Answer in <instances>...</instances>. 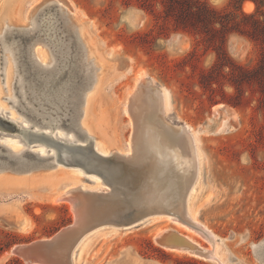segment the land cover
I'll list each match as a JSON object with an SVG mask.
<instances>
[{"label":"rangeland","instance_id":"rangeland-1","mask_svg":"<svg viewBox=\"0 0 264 264\" xmlns=\"http://www.w3.org/2000/svg\"><path fill=\"white\" fill-rule=\"evenodd\" d=\"M162 1L0 0V109H5L2 113L7 117L11 113L18 117L15 110L19 103H23V107H38L28 93L29 81L33 82V77L31 69L24 70L22 66L28 67L23 50L28 48L38 61L35 51L37 45H44L41 39L46 36L47 20L52 18V23L56 21L57 43H61L57 50L69 51L66 55H71V59L62 73L47 78L48 84H54L53 88L70 81L84 84L80 90V87L73 89V95L67 90L69 103L64 108L73 131L90 138L80 122L86 94L99 84L89 93L92 97L87 125L92 135L106 151L115 149L121 155H125L126 141L130 136L141 139L131 140L134 157L117 155L120 160H127L128 177L132 176L134 180L139 176L127 196L128 202L123 207L120 204L122 210L117 205L115 210L105 207L104 211L119 218V215L131 216L162 209L171 205L173 194L182 196L188 186L189 176L185 174L178 179L176 165H169V157L175 152L173 145L161 136V147L153 150L154 157L149 156L145 141L153 129L148 130L149 124L141 113L134 116L132 112L128 115L122 112L127 94L133 90L136 80L143 77L148 83L151 79L155 88L168 93L170 109L165 115L166 121L173 126H188L197 135L200 156L189 200L197 221L218 241L222 264H264V97L252 83H243L238 93L230 81L228 68L230 63L244 69L253 68L258 47L241 35L227 34L223 44L227 67L215 79L209 74L216 60L215 52L200 44L198 39L201 38L196 33L181 30L171 19H166ZM204 1L220 12L235 11L230 0ZM246 1L252 4V10H244ZM246 1L239 9L251 14L255 5ZM68 5L72 12L67 9ZM37 23L41 28L35 33ZM54 34L52 30L51 36ZM43 48L44 59L50 61V51L46 53L47 49ZM56 53L57 65L62 66V57ZM36 60L35 64L39 66ZM9 63L12 77L6 81ZM57 65L45 71L55 74L54 71L61 67ZM22 76L25 79L22 80ZM140 84L142 82L137 87ZM130 116L142 120L137 123L134 120L133 125ZM86 141H90L95 149L94 138ZM75 142L78 144V140ZM160 151L164 156H158ZM23 157L37 164L33 155ZM0 163L8 167L15 165L2 155ZM144 167L146 174L140 172ZM0 169L3 171L0 173V264H25L11 254L13 246L49 238L71 224L70 205L53 202L62 182L81 179L82 184L90 188L98 183L91 182L90 178L96 180L94 176L89 177L88 183L82 173L77 172L79 169L57 167L44 175L40 174V168L21 171L28 173L11 172L2 166ZM115 171V168L111 170ZM103 188L108 191L107 187ZM173 212L181 217L179 206ZM155 218L144 219L123 229L100 226L86 232L83 236L89 239L80 253V264H109L126 257L133 264H137L135 258L159 264H218L156 245L153 239L157 235L173 230L189 238L187 240L191 239L199 248H211L195 229L180 223L177 225L166 217ZM25 221L30 225L27 230L20 227Z\"/></svg>","mask_w":264,"mask_h":264},{"label":"bare ground","instance_id":"bare-ground-1","mask_svg":"<svg viewBox=\"0 0 264 264\" xmlns=\"http://www.w3.org/2000/svg\"><path fill=\"white\" fill-rule=\"evenodd\" d=\"M66 7L70 12H72V9L69 7V5ZM243 8H244V10L249 11L252 8V4L250 2L246 1L243 3ZM8 17L9 16L6 17V20H9ZM52 20H53L52 18H50L49 21L47 20V26L44 29V34H46V36L43 39H41L45 43H43L44 45H41V47L37 45L35 52L37 54L38 61L35 59V57H34V59L37 61L39 66H41V68H44V70H47V71L52 70L57 65V61L55 60L56 57L54 56V53L57 52L56 53L57 56L60 55V58L62 57V59H61L62 60V63H61L62 66L57 65V66H61V67H60V69H57L56 71H54V73L58 75V72L64 70L67 67V65H69L71 55H66V54H69L68 53L69 51H67V50L64 51L65 53L63 51H61L63 48L62 49L59 48L58 50L56 49V44H58L57 43L58 38L56 37L57 31L54 28V23L56 21L55 22L53 21L54 23H52ZM1 21L2 20L0 18V23H1ZM37 25H38V28L34 30L35 33H37V31L41 28L40 27L41 24L37 23ZM0 28H1V26H0ZM46 30L48 31V33L46 32ZM52 30L55 34L51 36ZM26 32H28V30ZM59 45L61 46L60 42H59ZM43 47H45L47 49L46 53H48V51H50L49 52L50 61H46L44 59V54H43L44 48ZM11 77H12V72H11V66L9 63V64H7V68H6V81L10 80ZM48 78H50V77H48ZM98 82L99 83L101 82V78H99ZM139 82H142V84H140V87H137ZM29 83H30L29 91L33 95H36V94L38 95L37 98L35 100L33 99V101H32L33 103L37 102L38 104L37 103L36 104L38 105V107L35 108L34 105H31V106L27 105V108H24L25 106L24 107L22 106L23 103H19L18 106L14 105V106H16V110L15 109L14 110L17 112L18 117L15 116L14 113H11L10 117H7V115H4V113H2L4 108L0 109V112L3 114V115L0 114V116H3L5 118H7L8 120H10L11 122H13L16 125V130L18 129V131H14V132L11 131L8 133L4 130H0V146L5 148L10 154L19 155L25 149L34 151L38 155H49L48 153H54L55 151L52 147L47 146L45 143H43L40 140H35L36 135H42L43 134V135H48L50 137H53L57 140L65 141L67 143H76L75 141L78 140V143L85 144L86 142H88L86 140L94 138V141H95V142H93L94 147L99 152V154H101V155L110 156V157L115 156V155H120V156L125 157V158H130L131 156L134 157V155H133L134 147H133V142L131 141L132 140L131 136H130L131 138L129 137V139L126 141V145H125L126 151L124 153L125 155H121V152L118 150L116 151L115 149H109L108 151H106L104 149L103 144L101 142H99L98 140H96V138L92 135V133H91V131L87 125L89 122V101L92 97V94L89 95V93H91V91H94V89H96L99 86V84H97V86H94L91 88V90L87 93L88 96L86 94L87 100L85 103L83 116H82V119L80 122V126L90 136V138L86 139V135L84 138V135L79 136L80 134L75 133V131H73V129L70 126V122H68L67 113L65 111L66 108H64V107H66V104L69 103L67 100V97H69L67 94L68 91H71V94H72V90L68 89L69 85L68 86L67 85H65V86L61 85L58 88L51 87L48 90L46 89V90L39 91V89L34 85V84H37L34 80H33V82L29 81ZM61 87H63V88H61ZM79 90H80V88H79ZM28 93H27V95H28ZM135 95H138L139 97L136 98L137 96L135 97ZM71 97L72 96H70V98ZM76 97H78V96H76ZM71 99H73V98H71ZM76 99L78 100V98H76ZM72 103H73V101H72ZM73 106H75V104H73ZM68 108H70V107H68ZM169 109H170V99H169L168 93L164 89L155 88L152 84L151 79L148 80V83L144 82L143 77L136 80V84H135L133 90H131L127 94L126 101H125L123 109H122V112L124 114H127V115L129 114V112H132L134 116L138 115V113H141L143 118H145L147 124H149L151 126V127H149V125L147 126L149 128L148 130H151L150 128L153 129V130H151L152 132L148 133V135L146 136V141H145V139L143 140V142L145 141V147H148V150L146 151V152H148V155L154 157V155H153L154 151L153 150L156 147H161L160 141H163V140H161L160 138H161V136H163L167 141L170 142L171 145H173L175 152H174L173 157H169V162H170L169 165H172L173 163L176 165V168L178 170V171H176L177 178L182 177V175H185V174H187L189 176L190 181L188 180V186L185 189L184 194L182 196H179L176 193L175 194L172 193L173 196H172V201L170 202L171 205L168 207L162 208V209H158V210L165 211L167 214L156 215L155 219H157V218L160 219L162 217H166V219H168L169 221H172L176 224L178 223L177 225H179V223H180V225H187L188 227L195 229V232L200 234L204 239H206L211 246V248L206 250L209 253V258H210L209 260L215 261L218 264H222L224 261L218 253V246H219L218 241H216L215 236L211 233L210 230L206 229V227L204 225H202L200 222L197 221L196 214L193 212L192 205L190 204V200H189L191 191L193 189V182H194L195 175H196V172L198 169L199 156H200V152H199V148H198L197 135L195 132H191L190 128L188 126H179L178 127L176 125L173 126L172 124L167 122L165 119V115L169 111ZM38 112H41V113H38ZM67 112H70V110L69 111L67 110ZM69 114H72V113L70 112ZM73 120H74V118H73ZM133 120H136V123H137L139 120H142V118L139 119L136 117V118H133ZM73 126H75V125H73ZM133 133H134V131H133ZM138 134H140V131L138 132ZM32 137L35 139H32ZM139 138L140 137H138V139ZM134 139L136 140L137 137ZM134 139H133V141H135ZM139 140H141V139H139ZM113 151H116L117 153H113ZM161 151L159 152L158 156H164ZM136 152H138V151H136ZM158 156H155V157H158ZM150 161L148 162V164L152 162V161L151 162ZM146 166H147V164H146ZM56 168L57 167H55V168L54 167L53 168H43V171H41L40 169H42V168H40L38 170L40 171L41 175H44L50 171H54ZM1 170L2 169H0V173L3 172ZM144 170H145V167L143 169H140V172H143V173L145 172V174H146V171H144ZM78 171L80 173H82L81 170H77V172ZM19 172L20 173H28V172H21V171H19ZM82 175H83V173H82ZM95 178H96V180L93 178H90L91 182H96V183L98 182L92 188H90V186L89 187L86 185L84 186L82 184L81 179L76 180V181H70V182H62L60 184V190H58L55 193V196L53 197L54 198L53 202L54 203L61 202V198H60V197H62L61 195H64V193L66 191H68L70 188L72 189L73 187H79L81 191L106 192V190H104V188H103L105 186L103 181L96 176H95ZM97 178L100 180L97 181ZM138 178H139V176L136 177V179H138ZM186 178H188V177H186ZM136 179H134V180H136ZM171 181H173V180H171ZM169 188H170V186H169ZM169 192H170V189H169ZM85 206L88 208L90 205H88V202H86ZM177 206L180 207L181 217L176 215L173 212ZM92 208H94V207H92ZM149 211H156V210H147L144 212H138V213H135V214L129 216V218L130 217L132 218V216H135L137 214L147 213ZM90 220H92V219H89V221ZM20 227L27 230L30 227V225H28V223L25 221V223L22 222L20 224ZM185 228H187V227H185ZM192 232H193V230H192ZM160 235H162V234H160ZM81 237L78 239L79 241L77 243H75L74 246L69 251L68 257H69L71 264H80V262H81L80 260H78L80 253H82L84 251V249H85L84 247L87 244V241L89 239L86 236H83L82 238ZM187 239H189V238H187ZM189 242H191V239ZM191 243H193V242H191ZM193 244L197 246V244L195 242ZM200 247H202V246H200ZM170 250H173L176 252L179 251L177 249H170ZM186 253H188V252H186ZM188 254L200 258L196 252L195 253L189 252ZM134 261H135V263L137 262V264H159V263H156L153 261L140 260L138 258H135ZM109 264H133V263H132L131 259L126 257L125 259H122L120 261L119 260H113Z\"/></svg>","mask_w":264,"mask_h":264},{"label":"water","instance_id":"water-1","mask_svg":"<svg viewBox=\"0 0 264 264\" xmlns=\"http://www.w3.org/2000/svg\"><path fill=\"white\" fill-rule=\"evenodd\" d=\"M54 28L56 29V26H54ZM58 45L59 44H56V49ZM23 53L27 58L28 67H25L23 64L22 66L24 70L31 69V75L33 77L32 80L37 83L34 85L39 89V91L50 89L54 84L49 85L47 78L50 76L55 77L56 74L50 75L47 71L40 69V67L35 64L36 62L33 56L29 53L28 48L24 49ZM62 72L60 71L58 74ZM42 74H44V76ZM21 79H25V76H22ZM52 81L56 82V79ZM63 85H69L68 87L72 91L78 87L82 89L84 86V84H79L74 81H70L69 84L65 83ZM29 94L34 100L38 96L37 94L33 95L30 91ZM24 108H27V106ZM130 118L134 125L135 122L132 116H130ZM0 130H4L7 133L11 131H18V129L16 130V125L3 116H0ZM133 136L134 135L131 136L132 141ZM35 138L32 137V139L40 140L47 146L52 147L55 152L48 153L49 155H38L34 151L25 149L19 155H11L5 148L0 146V155L15 162V165L12 167L5 166L3 163H0V167L2 166L11 172L16 170V172H19L36 168L53 167L79 169L82 171L83 177L88 183L90 180L89 177L96 176L103 181L105 187L108 188V191H81L79 187H73L72 189L70 188L66 191L64 195H61V202H67L70 205L73 215L71 224L61 228L49 238L13 246L10 252L14 256L22 259L25 264H71L68 257L69 251L74 244L79 241L78 239L86 232L92 231L94 228L100 226L126 228L143 221L144 219H148L156 215L167 214L163 210H156L149 211L144 214H137L132 216V218H129V216L126 215H119V218H113V214L111 212L104 211L105 207L115 210L117 209V205H119L118 209L122 210L121 207L128 202L127 196L129 195V192L133 191L134 181H136L133 180L132 176L128 177L129 175L127 174V170L129 173L130 170L126 169V165L128 164L126 162L127 160H120V156L117 155L110 157L99 154L93 148L90 141L85 144L67 143L43 134L36 135ZM25 154L33 155L36 158L37 164L26 160L23 157ZM114 168L116 169L115 172L118 174L111 172ZM86 202H90L91 204L88 208L85 206ZM92 202L95 204L94 208H92ZM120 204L122 205L121 207ZM86 209L89 212H87ZM89 219L92 220L89 221ZM153 240L156 245L164 249H177L183 253L196 252L200 259H210L209 253L206 249L197 247L193 243L186 240L183 235H179L178 232H173V230L168 231L166 234H159Z\"/></svg>","mask_w":264,"mask_h":264},{"label":"trees","instance_id":"trees-1","mask_svg":"<svg viewBox=\"0 0 264 264\" xmlns=\"http://www.w3.org/2000/svg\"><path fill=\"white\" fill-rule=\"evenodd\" d=\"M244 1L230 0L235 11L226 13L211 8L204 0H163L162 8L166 19H171L181 30L196 33L201 38L198 42L215 52L216 60L209 71L215 79L227 67L223 46L227 34L235 33L253 42L258 47L255 66L244 69L230 63V81L238 93L243 83L256 84L261 97H264V0H248L255 5L251 14L240 11V4Z\"/></svg>","mask_w":264,"mask_h":264}]
</instances>
